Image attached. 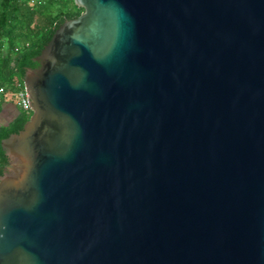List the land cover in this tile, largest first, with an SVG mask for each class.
<instances>
[{"label":"water","instance_id":"obj_1","mask_svg":"<svg viewBox=\"0 0 264 264\" xmlns=\"http://www.w3.org/2000/svg\"><path fill=\"white\" fill-rule=\"evenodd\" d=\"M2 141L0 264H264V0H74Z\"/></svg>","mask_w":264,"mask_h":264},{"label":"trees","instance_id":"obj_2","mask_svg":"<svg viewBox=\"0 0 264 264\" xmlns=\"http://www.w3.org/2000/svg\"><path fill=\"white\" fill-rule=\"evenodd\" d=\"M83 11L74 0H1L0 88L12 92L24 89L27 68L39 66L35 59L56 30ZM32 114L23 110L15 124L0 129V176L8 163L2 141L22 130Z\"/></svg>","mask_w":264,"mask_h":264},{"label":"crops","instance_id":"obj_3","mask_svg":"<svg viewBox=\"0 0 264 264\" xmlns=\"http://www.w3.org/2000/svg\"><path fill=\"white\" fill-rule=\"evenodd\" d=\"M22 111L16 100L0 93V129L15 124Z\"/></svg>","mask_w":264,"mask_h":264},{"label":"built area","instance_id":"obj_4","mask_svg":"<svg viewBox=\"0 0 264 264\" xmlns=\"http://www.w3.org/2000/svg\"><path fill=\"white\" fill-rule=\"evenodd\" d=\"M0 93L4 94L6 96L11 97L12 99L16 100L21 109L25 111H32L31 108V101H30V95L26 89V87L19 91H6L4 88H0Z\"/></svg>","mask_w":264,"mask_h":264},{"label":"rangeland","instance_id":"obj_5","mask_svg":"<svg viewBox=\"0 0 264 264\" xmlns=\"http://www.w3.org/2000/svg\"><path fill=\"white\" fill-rule=\"evenodd\" d=\"M0 4H1V0H0Z\"/></svg>","mask_w":264,"mask_h":264}]
</instances>
